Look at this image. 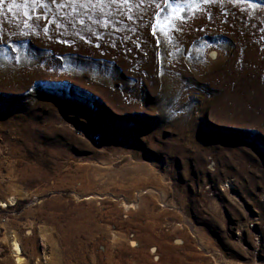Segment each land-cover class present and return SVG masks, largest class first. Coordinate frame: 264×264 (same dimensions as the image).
<instances>
[{"label":"rangeland","instance_id":"1","mask_svg":"<svg viewBox=\"0 0 264 264\" xmlns=\"http://www.w3.org/2000/svg\"><path fill=\"white\" fill-rule=\"evenodd\" d=\"M103 7L0 6V264H264V0Z\"/></svg>","mask_w":264,"mask_h":264},{"label":"snow or ice","instance_id":"2","mask_svg":"<svg viewBox=\"0 0 264 264\" xmlns=\"http://www.w3.org/2000/svg\"><path fill=\"white\" fill-rule=\"evenodd\" d=\"M220 2L222 0H23L24 7L31 9L30 12L25 11L24 13L28 22L30 24L33 22L39 23L45 29V35L48 34L49 25H54L57 28L63 27L58 20L51 18L50 4L57 5L60 9L71 7L74 13L84 10L86 16L88 11L97 9L101 13V20L98 22L103 23L104 27H108V23H104V21L108 20V17L103 15V6L105 4L110 8H115L117 12H121L129 21L134 19L132 15L134 11L148 4L154 10L152 12V22L149 25L151 35L153 37L157 36L158 20H163L165 21L166 29L177 39L183 35L185 25L190 26V21L195 22L203 16L207 5ZM4 3L5 0H0V6ZM11 10L12 6L10 5L9 11ZM80 23H84L83 18L80 20ZM79 38L83 39V37ZM62 42L65 44L68 43L67 40ZM156 44H160L159 39L156 40ZM136 47L139 48L140 45L137 44ZM13 51L16 50L13 49Z\"/></svg>","mask_w":264,"mask_h":264},{"label":"bare ground","instance_id":"3","mask_svg":"<svg viewBox=\"0 0 264 264\" xmlns=\"http://www.w3.org/2000/svg\"><path fill=\"white\" fill-rule=\"evenodd\" d=\"M12 248L15 253V261H17L18 264H24L25 257L23 256L22 248L18 240L13 241Z\"/></svg>","mask_w":264,"mask_h":264}]
</instances>
